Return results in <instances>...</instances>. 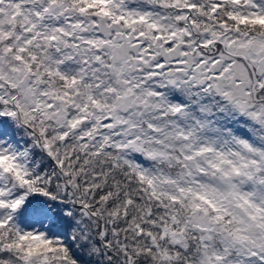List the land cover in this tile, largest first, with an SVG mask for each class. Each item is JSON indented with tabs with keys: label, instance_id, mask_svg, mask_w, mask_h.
Returning a JSON list of instances; mask_svg holds the SVG:
<instances>
[{
	"label": "snow or ice",
	"instance_id": "snow-or-ice-1",
	"mask_svg": "<svg viewBox=\"0 0 264 264\" xmlns=\"http://www.w3.org/2000/svg\"><path fill=\"white\" fill-rule=\"evenodd\" d=\"M0 264H264V0H0Z\"/></svg>",
	"mask_w": 264,
	"mask_h": 264
}]
</instances>
